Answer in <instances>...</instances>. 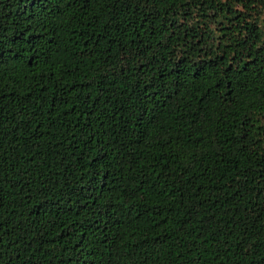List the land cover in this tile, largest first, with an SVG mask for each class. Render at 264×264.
Instances as JSON below:
<instances>
[{"label":"trees","instance_id":"obj_1","mask_svg":"<svg viewBox=\"0 0 264 264\" xmlns=\"http://www.w3.org/2000/svg\"><path fill=\"white\" fill-rule=\"evenodd\" d=\"M0 264H264V0H0Z\"/></svg>","mask_w":264,"mask_h":264}]
</instances>
